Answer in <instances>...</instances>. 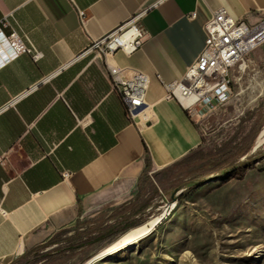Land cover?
I'll use <instances>...</instances> for the list:
<instances>
[{
	"label": "crops",
	"instance_id": "0c3cea01",
	"mask_svg": "<svg viewBox=\"0 0 264 264\" xmlns=\"http://www.w3.org/2000/svg\"><path fill=\"white\" fill-rule=\"evenodd\" d=\"M221 8L250 25L264 20V0H0L3 35L16 33L30 50L0 55V264L105 208L120 206L90 227H125L150 213L122 221L137 208L147 149L154 181L201 146L195 119L166 85L197 61ZM134 17L146 34L142 47L108 58L149 78L146 104L131 116L105 57L90 46Z\"/></svg>",
	"mask_w": 264,
	"mask_h": 264
},
{
	"label": "rangeland",
	"instance_id": "374dc122",
	"mask_svg": "<svg viewBox=\"0 0 264 264\" xmlns=\"http://www.w3.org/2000/svg\"><path fill=\"white\" fill-rule=\"evenodd\" d=\"M230 79V99L195 122L205 152L214 151L237 131L239 139L249 136L263 120L264 43L243 57ZM261 130L252 150L228 171L210 174L214 165L202 162L152 174L160 197L142 225L41 264H84L146 230L149 220L169 205L172 211L150 234L94 264H264V144L255 149ZM119 208L85 215L45 243L70 237L79 227L84 231L115 216Z\"/></svg>",
	"mask_w": 264,
	"mask_h": 264
},
{
	"label": "built area",
	"instance_id": "2783aa9c",
	"mask_svg": "<svg viewBox=\"0 0 264 264\" xmlns=\"http://www.w3.org/2000/svg\"><path fill=\"white\" fill-rule=\"evenodd\" d=\"M80 15L83 19L84 13L80 12ZM138 21L139 18L134 17L90 46V50L105 57L113 89L131 116L146 104L149 78L139 71L111 65L108 58L120 51L132 54L142 47L146 34ZM263 34L264 20L250 25L232 18L225 8L216 11L206 25L205 47L197 61L181 81L166 85L168 98L177 101L196 122L205 115V111L226 103L232 94L231 71L254 49L253 39ZM29 51L16 33L6 38L0 28V55L15 57ZM39 57L37 54L36 58ZM78 123L85 129V120Z\"/></svg>",
	"mask_w": 264,
	"mask_h": 264
},
{
	"label": "trees",
	"instance_id": "16d2710c",
	"mask_svg": "<svg viewBox=\"0 0 264 264\" xmlns=\"http://www.w3.org/2000/svg\"><path fill=\"white\" fill-rule=\"evenodd\" d=\"M263 123L264 117L260 125L252 134L239 139V133L237 131L227 140L223 141L214 151L205 152L201 148L192 151L186 158L175 164L174 167L189 166L195 163L206 162V165L208 166L214 165V168L212 171H210V174H218L228 171L236 164V162H238L241 157L247 155L252 150ZM146 151L147 162L139 182V195L136 202L137 208L128 214L123 213L122 221L126 220L135 213H143L150 206L152 209H154L156 205L155 201L160 197V191L158 187L149 176V172L152 168V159L148 149ZM149 217L150 213L146 214L136 223H131L125 227H120V223L110 224L107 221L96 224L84 231H80L79 227L77 228L74 235L66 237L62 240L55 239L32 250H29L25 252L22 257L13 261L11 264H41L42 262L53 260L55 257L63 255L67 252L75 251L85 246L98 243L116 234L125 232L130 228L133 229L134 227L147 221ZM50 246L55 247L46 251V249Z\"/></svg>",
	"mask_w": 264,
	"mask_h": 264
},
{
	"label": "bare ground",
	"instance_id": "6f19581e",
	"mask_svg": "<svg viewBox=\"0 0 264 264\" xmlns=\"http://www.w3.org/2000/svg\"><path fill=\"white\" fill-rule=\"evenodd\" d=\"M264 43V34L257 36L253 39V47L256 48ZM264 144V128L262 129L260 136L257 140V146L261 147ZM173 205H169V207L164 208L162 212L154 216L149 222L147 223L148 228L141 233L137 235H132L129 237L127 240L122 241V242H116L113 244L111 247L108 249L102 251L101 253L97 254L96 256L92 257L89 259L87 262L84 264H94L97 260H100L104 257H107L111 253L121 250L123 248L128 247L129 245L133 244L134 242L146 237L148 234H150L161 222L169 215V213L172 211Z\"/></svg>",
	"mask_w": 264,
	"mask_h": 264
},
{
	"label": "water",
	"instance_id": "95a60500",
	"mask_svg": "<svg viewBox=\"0 0 264 264\" xmlns=\"http://www.w3.org/2000/svg\"><path fill=\"white\" fill-rule=\"evenodd\" d=\"M257 148H258V146L256 145V146H255V149H257Z\"/></svg>",
	"mask_w": 264,
	"mask_h": 264
}]
</instances>
